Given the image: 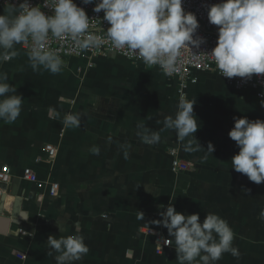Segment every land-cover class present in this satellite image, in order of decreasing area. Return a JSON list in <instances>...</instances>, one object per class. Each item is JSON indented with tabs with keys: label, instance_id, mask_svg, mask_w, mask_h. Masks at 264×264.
I'll return each mask as SVG.
<instances>
[{
	"label": "crops",
	"instance_id": "crops-1",
	"mask_svg": "<svg viewBox=\"0 0 264 264\" xmlns=\"http://www.w3.org/2000/svg\"><path fill=\"white\" fill-rule=\"evenodd\" d=\"M7 8L0 6V15ZM16 50L17 57L0 64L7 83L23 98L14 123L0 120V171L8 166L12 181L22 179L21 210L28 219L0 223L5 230L0 233V264H56L57 253L47 255L48 237L77 234L89 252L75 264H178L174 244L157 251V235L171 237L153 221L162 219L159 205L169 203L177 212L199 213L201 222L207 213L228 222L240 257L224 253L217 264H264V220L259 219L264 183L256 185L231 168L239 149L228 136L233 117L264 121L256 93L238 91L213 73L198 74L197 82L184 91L187 100L196 101L195 138L205 151L209 143L215 149L203 160V149L185 152L187 140L181 142L173 130L164 129V117H175L182 95L176 79L159 69L166 78L157 77L151 84L138 73L128 76L133 64L105 60L115 58L113 54L70 59L58 74L42 68L33 72L26 45ZM91 59H98L96 67ZM74 72L82 82L70 79ZM91 72L94 76L85 77ZM103 72L111 77L101 76ZM92 86L95 97L80 95ZM72 89L78 95L70 98ZM68 113L79 114V127H64ZM138 125L159 131L160 142L144 144L136 134L142 131ZM48 146L57 151L54 160L47 158ZM93 147L99 155L91 152ZM175 157L188 169L174 172ZM26 169L34 181L24 179ZM55 184L59 188L52 195ZM4 198V217L16 220L11 217L13 199Z\"/></svg>",
	"mask_w": 264,
	"mask_h": 264
},
{
	"label": "clouds",
	"instance_id": "clouds-1",
	"mask_svg": "<svg viewBox=\"0 0 264 264\" xmlns=\"http://www.w3.org/2000/svg\"><path fill=\"white\" fill-rule=\"evenodd\" d=\"M81 3L94 4L95 13L104 12L103 21L110 25L105 36L89 32L92 20L74 0H43L38 6L23 0L18 7L5 0L9 7L0 15V64L18 56L17 45L31 41L27 56L33 72L42 68L58 74L65 66L64 61L59 50L49 48L48 41L70 39L80 51L100 50L107 43L112 49L123 50L130 58L159 66L165 75L171 76L181 63L182 49L190 46L198 49L206 43L203 37L193 38L199 28L198 20L195 14L185 12L182 0H81ZM42 8L50 9L53 14L46 15ZM207 16L209 23L217 26L218 39L212 51L202 55L214 61L220 75L245 80H251L254 74L264 76V0H221L208 6ZM7 80L8 74L0 72V120L10 124L20 116L23 98L15 94L17 89ZM195 104L196 101H189L182 94L175 117L165 116L162 121L164 129L173 130L179 141L187 140L185 152L203 149L194 136L199 127L193 111ZM261 107L264 108V100ZM233 120L234 127L228 136L239 151L231 158V168L260 185L264 183V121H250L246 117H233ZM63 125L79 127V114H66ZM137 127L142 129L136 134L144 144L151 146L160 142L159 131L143 125ZM214 151L209 143L202 159L207 160L208 153ZM91 152L99 155L96 147ZM145 191L153 194L148 186ZM159 208L162 219L153 223L167 229L171 239L164 240V244L175 245L178 264H217L224 253L239 259L240 252L233 246L235 234L217 214L207 213L201 222L199 213L177 212L172 203L161 204ZM138 213L144 219L143 213ZM259 219L264 220V209ZM57 227L64 231L58 223ZM47 245L48 256L57 253L56 264H75L89 252L84 237L78 234L49 236Z\"/></svg>",
	"mask_w": 264,
	"mask_h": 264
},
{
	"label": "built area",
	"instance_id": "built-area-1",
	"mask_svg": "<svg viewBox=\"0 0 264 264\" xmlns=\"http://www.w3.org/2000/svg\"><path fill=\"white\" fill-rule=\"evenodd\" d=\"M8 3L19 6L23 0H7ZM77 6L84 8L87 16L90 20V28L89 32H92L96 35L101 37L105 36L108 27L110 25L103 21L104 12L101 11L100 13L93 12L94 4L92 5H83L81 0H74ZM221 0H182V7L185 12H191L196 15L199 28L197 29L196 33L194 34V39L199 36L203 37L206 40L205 44H202L198 49L195 47L190 46V49L185 48L182 49V56L180 57L181 63L178 66V70L171 76L165 75L163 71L160 69L159 66L155 65L166 77L176 79L180 84V92L184 94V91L189 87V85H193L197 82L198 74L200 73H213L219 76L222 80H224L229 86L233 87L238 91H253L256 93L257 97L261 100H264V76L257 77L255 74L252 76L251 80H245L243 78L234 77V78H223L219 71L216 69V65L214 61L202 54H207L212 51V49L216 46V42L218 39L217 35V26L211 25L208 21L207 16V8L210 5H214L220 3ZM30 4L32 6H38L43 4V0H30ZM0 6H7L5 4V0H0ZM42 11L45 12L46 15H52L53 12L48 8H42ZM99 19V20H95ZM101 20V21H100ZM30 43H26V48L29 51ZM48 46L52 50H59V54L64 59H85V58H96L108 54H113L116 56L124 57L129 60L137 61L140 60L136 57H129L123 50H115L112 49L109 44H104L100 50L95 48L88 49L86 51H80L75 43L70 39H55L50 38L48 41ZM197 58L196 55H199ZM47 151V158L49 160H54L57 151L53 146H48L46 148ZM172 155L176 156L175 152H172ZM188 169V165L178 157L173 159L172 163V170L174 172L185 171ZM24 179L28 181H34V176L30 169H26L24 174ZM13 178L12 169L8 166H4L0 171V183L4 185H10ZM58 185L55 184L52 186L51 194L56 195L58 191ZM4 195H9L6 189H2L0 187V206L3 201ZM151 233V232H150ZM164 240L166 238L159 234L156 238V243L158 244L157 251L158 253H162L164 249H168L171 245H165Z\"/></svg>",
	"mask_w": 264,
	"mask_h": 264
},
{
	"label": "rangeland",
	"instance_id": "rangeland-1",
	"mask_svg": "<svg viewBox=\"0 0 264 264\" xmlns=\"http://www.w3.org/2000/svg\"><path fill=\"white\" fill-rule=\"evenodd\" d=\"M70 59H64V62H70ZM106 61H117V62H129L132 63L133 66H131V69L127 70L128 76H130V74H140V76L143 79L149 80L150 84L153 80L157 79V77H164L166 78L155 65H146L142 60H137V61H133V60H129L127 58L124 57H120V56H116L115 58H109V59H105ZM96 61H98V59H91L90 62H94V67H96ZM137 63H141L142 65H137ZM92 73V72H91ZM93 75V73L91 75H86L85 77L91 78ZM101 76H104L105 78L111 77L110 72L107 73H102ZM134 76V75H133ZM70 79L76 81V83H80L82 82L83 77L79 76L77 74V72L71 73L70 75ZM95 92V93H94ZM78 95V91L77 89H72V92H70V98H73L74 96ZM80 95L83 97H89L88 99H92L93 97L96 96V86H92V87H88V89H84ZM166 101V105H167V98L165 99Z\"/></svg>",
	"mask_w": 264,
	"mask_h": 264
},
{
	"label": "water",
	"instance_id": "water-1",
	"mask_svg": "<svg viewBox=\"0 0 264 264\" xmlns=\"http://www.w3.org/2000/svg\"><path fill=\"white\" fill-rule=\"evenodd\" d=\"M22 185V179L21 178H15L12 181L10 190H9V196L13 199V203H12V211H11V217L12 218H17L15 221L13 219H10L8 217H4L3 213H4V203H2V205L0 206V223H2L4 226L8 225L9 222L15 223V222H23L24 217H26V213L23 212L21 210L22 208V202H23V198L21 196V186ZM2 189H6L8 191L9 187H7L6 185H1L0 186ZM4 197H3V201H4ZM0 233H5V230H0Z\"/></svg>",
	"mask_w": 264,
	"mask_h": 264
}]
</instances>
